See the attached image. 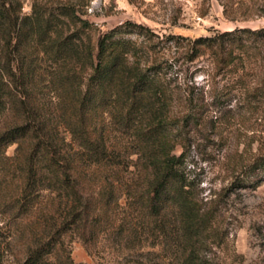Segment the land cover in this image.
<instances>
[{
  "label": "rangeland",
  "instance_id": "rangeland-1",
  "mask_svg": "<svg viewBox=\"0 0 264 264\" xmlns=\"http://www.w3.org/2000/svg\"><path fill=\"white\" fill-rule=\"evenodd\" d=\"M8 2L13 20L11 25L0 23V64L9 62L16 74V99L0 110V132L14 120L18 94L25 93L52 129L56 148L83 151L87 136L103 152L111 128L100 94L88 95L93 74L88 52L100 33L116 30L114 38L136 44L130 64L158 65L172 89L189 88L208 104L202 123L188 126L178 137L175 152L189 146L184 164L188 181L195 182L200 197L218 201L226 236L209 253L224 264H264V183L256 189L236 184L243 167L264 155V39L235 49L238 57L226 67L218 66L208 50L193 59L191 49L200 37L264 28V0ZM35 9L51 25L49 33L19 29L26 15L34 18ZM66 43L68 52L59 53ZM172 109L177 112L183 105L175 103ZM67 122L84 137L74 140ZM113 129L117 131L106 145L117 149V123ZM27 150L28 142L21 139L0 146V264H135L134 247L122 258L131 215L117 201L126 200L120 181L137 176L138 168L124 170L123 157L119 164L105 158L92 161L85 153L74 157L75 166L85 164L88 171L79 179L85 208L72 221L63 211L66 191L43 175L45 161L38 154L29 163ZM128 150L134 160L139 157L138 147L131 144ZM30 166L36 177L29 178ZM49 182V189H43ZM141 183L135 185L141 189L138 194L144 191ZM152 250L154 262L168 263L160 246Z\"/></svg>",
  "mask_w": 264,
  "mask_h": 264
},
{
  "label": "trees",
  "instance_id": "trees-1",
  "mask_svg": "<svg viewBox=\"0 0 264 264\" xmlns=\"http://www.w3.org/2000/svg\"><path fill=\"white\" fill-rule=\"evenodd\" d=\"M8 1L0 0L2 26L7 23L11 25L13 20ZM36 11L34 18L33 15H26L25 23L19 22V29L24 34L25 27L31 31L37 30L38 33L50 32L48 20ZM115 32L111 30L100 33L95 46L88 52L93 69L88 95L96 97V93L100 94V103L103 108L104 105L107 108L104 112L111 128L104 139L103 152L82 132L77 133L74 123L68 122V131L72 132L74 140L84 137V150L71 152L63 151L59 146L56 148L52 129L41 121L36 104L21 92L17 96L15 110L12 109L14 120L0 132V146L18 139L28 142L29 163L34 154H38L45 161L43 175H49L50 180H55V184L66 191L63 211L72 217V221H76L85 208H81L85 197L79 189V179L88 171L85 164L75 166L74 157L79 154L84 156L85 153L92 161L101 162L105 158L108 162L117 161L118 164L122 162L120 157H123L122 163H126L123 169L128 170L134 165L139 174L120 181V187L126 189V200L121 204L119 199L117 204L131 215V227L126 228L129 233L121 249L122 258L126 259L129 256L127 250L134 247L136 259L132 261L135 264H159L154 262L156 255L152 247L160 246L167 264H224L220 258L209 253L212 248L221 247L226 236L219 220L222 213L218 201L200 197L194 192L195 182L188 181L184 164L189 146L185 144L180 154L175 152L177 139L184 130L188 126L194 128L202 123L208 105L205 97L196 96L189 88L178 91L172 89L158 65L142 67L140 63L130 64V55H135L136 44L130 39L114 38ZM263 39L264 28H241L200 37L192 43L191 49L195 51L193 59L208 50L216 57L218 66L226 67L232 65L238 57L234 54L235 49H244L250 41ZM68 50L69 45L66 43L59 53ZM3 63L0 64V110L7 109L8 103L16 99L12 80L16 74L11 72L9 62ZM175 103L183 105V109L175 112L172 109ZM72 104L74 112H77L78 102L73 101ZM116 123L120 132L116 136L117 149H110L106 142L117 131L113 129ZM131 144L139 149L140 155L136 160L131 157L132 151L128 150ZM28 175L29 178L36 177L37 170L30 166ZM140 179L144 191L138 194L141 189L135 185ZM263 183L264 155L246 164L236 181L237 187L253 189ZM49 185L50 182L43 184V189H49ZM134 219L136 222H133Z\"/></svg>",
  "mask_w": 264,
  "mask_h": 264
}]
</instances>
